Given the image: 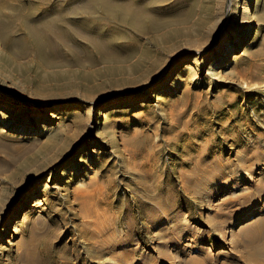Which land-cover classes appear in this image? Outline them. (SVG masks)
<instances>
[{"label": "rangeland", "instance_id": "rangeland-1", "mask_svg": "<svg viewBox=\"0 0 264 264\" xmlns=\"http://www.w3.org/2000/svg\"><path fill=\"white\" fill-rule=\"evenodd\" d=\"M263 131L264 0H0V264H264Z\"/></svg>", "mask_w": 264, "mask_h": 264}, {"label": "bare ground", "instance_id": "bare-ground-1", "mask_svg": "<svg viewBox=\"0 0 264 264\" xmlns=\"http://www.w3.org/2000/svg\"><path fill=\"white\" fill-rule=\"evenodd\" d=\"M249 9V8H248ZM224 42V41H223ZM225 43V42H224ZM224 43H222V45L224 44ZM230 50H231V47H226L225 49H224V53H223V55H222V58H221V64L219 65V67H223V62H225V60H226V58L227 57H229V53H230ZM237 50V48H234L232 51H236ZM227 65V62L225 63V65L224 66H226ZM164 73V72H163ZM248 87V86H247ZM109 111V110H108ZM108 111L104 114V115H108ZM16 129L14 130V131H16V132H18V133H31V132H33V128L31 127V126H29V125H15L14 126ZM8 128V127H7ZM264 132V131H263ZM244 150V149H243ZM213 153V152H212ZM211 154V153H210ZM222 154V153H221ZM215 155V154H214ZM217 155V154H216ZM225 155V154H224ZM221 156H223V155H221ZM209 157V156H208ZM207 157V158H208ZM211 157V156H210ZM209 157V158H210ZM223 158V157H222ZM227 158V157H226ZM223 159H225V158H223ZM228 159V158H227ZM218 162V161H217ZM221 163V162H220ZM225 163H223L222 164V166L224 165ZM238 164V163H237ZM228 167H230V165H229V163H226V165H225V167H223V169H225V170H228ZM234 168V167H233ZM230 170V169H229ZM223 172V171H222ZM229 172V171H228ZM209 175L210 174H212L213 173V170H210L209 172ZM251 175V174H250ZM224 176V175H223ZM222 176V177H223ZM206 179V178H205ZM212 179V178H211ZM219 179V178H218ZM199 180V179H198ZM217 180V179H216ZM210 181V180H209ZM223 181V180H222ZM211 182V181H210ZM165 184V183H164ZM207 184V183H206ZM222 184V183H221ZM183 185V184H182ZM176 186H177V184H176ZM174 187H175V184H174ZM164 188V187H163ZM177 189V188H176ZM164 190V189H163ZM173 191H175V189L173 190ZM161 192V191H160ZM167 192V191H166ZM174 194H176V193H174ZM170 195V194H169ZM173 195V194H172ZM174 196V195H173ZM181 197V196H180ZM155 198L162 204V205H164V198H163V196L161 195H159V194H157V195H155ZM174 198V197H173ZM247 199H249V197H246ZM251 198V197H250ZM167 199V198H166ZM178 199V198H177ZM180 199V198H179ZM143 200H145V199H143ZM174 201V200H173ZM180 201V200H179ZM143 202V201H142ZM151 203H153V202H151ZM145 204V203H144ZM148 204V203H147ZM173 204V203H172ZM181 204V203H180ZM149 208H151V207H149ZM243 208V207H242ZM120 220V219H119ZM263 221H264V218H263ZM118 223V222H117ZM11 224V223H10ZM126 225V224H125ZM128 225V224H127ZM117 226V225H116ZM263 226H264V224H263ZM121 226H117V228H120ZM125 226H123V229H125L124 228ZM134 228H136V227H134ZM174 232V231H173ZM178 233H179V231H178ZM223 233V232H222ZM181 234V233H180ZM113 236H114V232H113V234H112ZM184 235V234H183ZM179 236L181 237V235H179V234H177V233H175L174 234V238H176V239H178L179 238ZM126 237V236H125ZM128 238V237H127ZM257 238V236L256 237H254V239H256ZM182 239V238H181ZM100 245H101V247H102V249H103V251H102V253H101V256L103 257L104 255H107L106 254V250L107 249H104V247L106 248V247H110L111 248V250L113 249V252H111L110 251V253H111V257L117 262V260H118V258L120 257V252L117 250V248H118V244H117V240L115 239V238H111V237H109V238H103V239H101L100 240ZM118 242H120V241H118ZM125 244V243H124ZM119 249V248H118ZM132 253V252H131ZM131 253H129V255H128V257L126 258V257H124V258H126V259H131L130 260V263H131V261L133 260V258H132V254ZM166 257V256H165ZM145 258H149V260L150 261H152L150 264H163V262H162V260L158 257V258H152V257H145ZM112 259V260H113ZM121 260V259H120ZM135 260V259H134ZM121 262V261H120ZM122 263V262H121ZM124 263V262H123ZM171 264H175V260H172V262H171Z\"/></svg>", "mask_w": 264, "mask_h": 264}]
</instances>
